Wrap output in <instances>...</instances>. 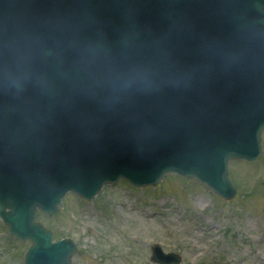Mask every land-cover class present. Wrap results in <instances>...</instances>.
<instances>
[{
	"label": "water",
	"instance_id": "water-1",
	"mask_svg": "<svg viewBox=\"0 0 264 264\" xmlns=\"http://www.w3.org/2000/svg\"><path fill=\"white\" fill-rule=\"evenodd\" d=\"M263 130L264 0H0V217L25 264H71L35 220L68 191L177 173L232 199Z\"/></svg>",
	"mask_w": 264,
	"mask_h": 264
},
{
	"label": "rangeland",
	"instance_id": "rangeland-1",
	"mask_svg": "<svg viewBox=\"0 0 264 264\" xmlns=\"http://www.w3.org/2000/svg\"><path fill=\"white\" fill-rule=\"evenodd\" d=\"M261 154L233 159L236 188L226 200L195 178L168 174L143 188L124 180L104 186L96 197L69 192L53 215L36 220L76 245L71 264H158L151 248L178 253L179 264H264V131ZM30 240L10 234L0 219V264H25Z\"/></svg>",
	"mask_w": 264,
	"mask_h": 264
}]
</instances>
